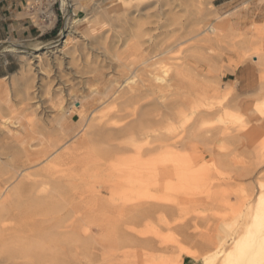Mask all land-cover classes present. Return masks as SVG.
Masks as SVG:
<instances>
[{"label":"rangeland","instance_id":"rangeland-1","mask_svg":"<svg viewBox=\"0 0 264 264\" xmlns=\"http://www.w3.org/2000/svg\"><path fill=\"white\" fill-rule=\"evenodd\" d=\"M64 4L65 0L63 9ZM68 6L64 18L59 17L61 26L66 15L69 19L63 33L64 43L58 42L61 30L49 41H7L28 49L2 44L18 60V69L0 78L2 120L7 119L10 128L20 130L21 123L33 119L39 131L37 136L46 131L55 142L60 140L62 132L55 127L54 119L66 111V121L69 127H74V132L66 137L64 146H68L81 134L82 130L75 132L83 125L97 122L91 111L102 105L101 101H92V92L100 94L111 80L119 79L115 52L131 38L146 41L145 45L151 40L165 42L161 45L172 50L162 68L183 63L185 55L183 67L186 66L187 77L162 102L155 100L157 105L150 102L151 98L144 99L148 103L141 100L133 108L128 106L131 107L128 110L118 104L123 111L118 121L129 120L128 126L151 123L152 133L163 132L160 142L167 134L181 136L188 146L171 151L190 154L195 163L191 170L179 167L162 170L159 184L148 187L138 197L126 191L125 180L118 170L97 168L92 177L83 180L78 175L64 178L59 183L61 189L56 190H60L59 194L53 190L52 200L48 198L56 202L52 206L56 209L57 205L56 211L50 208L52 213L50 209L49 215L46 213L49 231H57L54 235L65 240L62 241L66 243L62 244L64 260H78L76 264H264V0L239 2L237 27L233 22L237 17L220 12L214 0H86L83 6L78 0H71ZM78 7L83 9V14L73 18ZM210 22L217 25L219 36L203 41L197 33ZM50 42L57 43L48 45L37 59L33 50ZM247 63L253 69L248 76L250 85L244 86L237 68ZM162 68L158 75L167 78L169 71L164 74ZM180 88H187L186 92ZM77 101L82 104L79 106ZM105 104L108 106L109 102ZM175 105L174 111H181V116L167 114ZM81 110L85 113H80ZM1 127L2 152L12 143ZM185 127L192 136L187 135L189 131ZM139 138L143 143V136ZM96 139L95 153L103 158L109 147L105 140ZM79 196L93 203L95 216L91 223L80 222V235L72 241L67 222L73 217L71 205L80 202ZM219 240L225 246L209 258ZM236 241L231 256L226 259L224 249L227 251ZM69 262L65 263H72Z\"/></svg>","mask_w":264,"mask_h":264},{"label":"bare ground","instance_id":"bare-ground-1","mask_svg":"<svg viewBox=\"0 0 264 264\" xmlns=\"http://www.w3.org/2000/svg\"><path fill=\"white\" fill-rule=\"evenodd\" d=\"M65 3L71 5V0H65ZM65 11L66 10H64V14ZM68 21V15H66L61 29V38L58 42L61 41L64 43L63 33L65 31V24H68ZM218 32L219 30H217V25L210 22L204 27V29L199 30L197 34H200L202 36L203 41H207L210 38L212 39V36L213 38L218 37ZM174 39H171L172 42ZM148 41H150V39ZM183 41L184 40H182V42L180 41L179 43L182 44ZM6 42L7 41H5V43ZM7 43H10V45L12 46H17L19 49L26 48L20 44H14L12 42ZM55 43L57 42H50L34 49L33 51L35 52V57H37V59H40V56L42 53H44L45 48L48 45ZM145 43L146 41L144 42L140 39L131 38V40H127L123 44L120 50H117L115 52L113 56L116 61V69L119 73V79L114 80L113 78L114 81L110 79L111 82L105 86L104 91L100 94H98L97 92H92V101H101L100 105H102L100 108L94 107L91 111L92 118H96L97 122L88 124L87 127H85L86 125H83L78 132H75V134H78L82 130L81 134H79L76 140H74L70 145L64 146L67 140L66 137L69 138L70 133L74 132V127H69L70 125L68 121H66V111H62L54 119V123H56L55 127L57 126L58 130L62 132L63 137H60V140L57 141L55 139V142L50 140V137H48L45 133L46 131L42 132V136H37L39 131L36 130L37 126L35 127L36 123L35 121H33V119H28L27 122L25 121V123H21L20 130H16L10 128L6 123L7 119L2 120L3 116H0V125L2 126L1 128L5 129V134L9 141H11L10 143H12L8 149H6L5 151L1 149L2 152L0 151V264H66V260H71L72 263L69 262L71 264L77 263L78 260H69L67 258L68 255L66 257L67 259L64 260L65 256L63 258L62 250L64 249L63 247L66 243H62V241L65 240H62L63 236L61 238L59 236L58 238L54 235L57 232L56 230L58 229H55V233H51L49 231L50 227L49 225H47L46 221H49V218L46 219V213H48V210L50 208L52 209L54 207L53 203L55 202H50L52 200L51 192H53L54 190L53 193H55L57 187L59 188V183H62V181H64V178L74 177L78 175L79 178L83 180V178H85L86 176L92 177L97 168L118 170L119 172H121V175H123V178L125 180L124 184L127 187L126 191L138 197L146 192V189L148 187L151 186L155 188L159 184V178L162 170H165L166 168H168L169 170H173L175 167L183 168L186 170H191L194 168L192 167L194 161L192 162L190 154H178L174 151H171V148L188 146V142L183 141V139L181 140V136H168L167 134V137L165 136V138L164 136H162L165 140L160 142V134H162L163 132L160 134L152 133L154 130L151 131L150 129H152V127L149 128V125L151 123H146L148 124V126L146 124V126H143L142 124H131L128 126L126 123L129 120L126 123H120V121H118V118L121 116V108H123V106V110L130 105L131 107L134 105L136 106L137 104H139V102H141V100L144 101V99L146 98H151V100L149 99L150 102L157 105L158 101L155 100L158 99L161 101L163 98L166 99L168 96L173 94L175 85L178 86L179 84L183 83L185 77H187L185 73L186 70L184 69V67L186 68V66L183 67V65H186V63L184 62L187 60V58H184L185 55L182 57L183 59H186L185 61L180 59L181 61H183V63L171 64V61V65L167 66L169 68L163 69L162 67L167 64L166 62H168L165 61V59L167 58L166 55L170 53V50L172 49L166 48L167 45L162 46L161 44H163V42L159 44L158 41L156 42L151 40L148 45H145ZM163 45H165V42ZM166 60L169 59L167 58ZM180 60H178L177 62H181ZM160 68L163 69L164 74L165 72L169 71L167 78H163V75V77L158 75V71ZM187 83H190L192 85L193 82ZM183 88H185V86ZM190 88H192V86H190ZM186 89L181 90H183V92H186ZM189 91L194 92V90ZM194 96L198 97V95L195 93ZM182 100L183 102L186 101L183 98ZM143 101L142 103L149 102L147 100L144 102ZM193 101L194 99L191 102ZM105 102H109V105L107 106ZM175 102L174 104H176ZM77 103H79V106L82 104V102L78 101ZM118 104L119 106L121 104L123 106L121 105L120 108ZM180 105L181 107L183 106V108L185 107L182 104ZM175 106L176 107L171 108L172 110H168L167 114H174L175 116L176 113H179L180 115L181 111H178V109L177 111H174V109L177 108V105ZM167 107L168 109H170V104ZM129 108H127V110ZM183 108H181L182 111ZM154 111L155 109H153V111L151 112ZM157 111L160 112L159 110ZM95 112L96 115H94ZM80 113L85 112L81 110ZM146 114H148V111ZM183 114L184 116H187L186 113L182 112V115ZM144 118L146 119V115ZM141 119H143V116ZM185 119L188 118L185 117ZM196 124L198 123L196 122ZM196 124L195 126H197ZM154 125L152 124V126ZM156 127H158V125ZM75 129H77V126ZM156 129L157 128H155V130ZM186 130H188V128ZM203 131H206V129H204ZM187 135L192 136L191 130ZM58 136H60V134ZM140 136H143L142 139L144 140L143 143L145 145L139 141L141 140L139 138ZM98 137L99 139L105 140L109 147V150L105 149L104 152L106 153V156H104L103 158L97 157L95 149L93 147L94 140ZM206 138L207 137H205V140H207ZM2 140L3 139H1V141ZM35 141H37V143L39 144V148L35 147ZM156 141L160 143L157 145L158 142L156 143ZM6 142H8V140ZM153 142H155L156 144H152ZM7 144L8 143H6V145ZM111 146L112 149L110 150ZM162 148L164 149L160 150ZM164 152H166V155L163 154ZM2 156H5V158ZM99 160H101L102 162L99 163ZM197 163L196 166H198L199 164ZM59 189H61V187ZM59 191L60 190L56 192H58L59 194ZM49 197L51 198L50 201L48 199ZM92 204L93 203L87 201L85 197H80V202L78 201L77 203L75 202L71 205V216L73 217H69L70 220H68L69 218L67 219L68 226L70 227L69 231L71 233L69 234L72 235L71 240L73 239L74 241H76L79 237L81 232L79 225L81 221H88L89 223L93 221L95 216V208H93L94 205ZM58 206H60L59 203ZM51 209L50 212L52 213L53 209L55 208H53L52 211ZM54 221L58 220L55 219ZM59 223L60 222H58V224ZM50 225L54 226V224ZM64 225L66 226L67 224L65 223ZM56 226L55 228H58ZM87 227L85 229H89ZM59 228L62 229V227ZM85 229L82 233H85ZM64 231L62 232L67 234V232ZM70 235L67 236L69 237ZM67 236L65 235L64 237ZM237 243L238 241L234 242L233 246L227 251H225L224 249L226 259L231 256L233 248L237 245ZM62 244H64L63 247ZM71 245H74V243ZM224 246L225 245L223 244L222 240H219L216 243L215 252L209 258L215 257L219 252H221V249ZM68 253H70V251H68ZM70 257L71 256H69V258ZM75 259H77V257Z\"/></svg>","mask_w":264,"mask_h":264},{"label":"crops","instance_id":"crops-1","mask_svg":"<svg viewBox=\"0 0 264 264\" xmlns=\"http://www.w3.org/2000/svg\"><path fill=\"white\" fill-rule=\"evenodd\" d=\"M27 0H0V42L18 41L28 43L32 41H49L61 33V21L59 17L63 15L54 10L55 17L49 24H33L25 11L24 5ZM86 0H78L80 6H83ZM218 10L226 14H234L237 20H233L234 26H238V3L242 0H214ZM253 1V0H250ZM83 14V9L78 7L74 10L72 17ZM43 28V29H42ZM18 69V60L16 56L6 47L0 45V78L14 73ZM253 65L247 63L238 66V75L244 86L250 85L249 73ZM251 88H244L250 91Z\"/></svg>","mask_w":264,"mask_h":264},{"label":"built area","instance_id":"built-area-1","mask_svg":"<svg viewBox=\"0 0 264 264\" xmlns=\"http://www.w3.org/2000/svg\"><path fill=\"white\" fill-rule=\"evenodd\" d=\"M62 2L63 0H27L24 8L33 24L43 25L51 23L54 19V10L64 16V10L68 9L69 6L65 3L63 10Z\"/></svg>","mask_w":264,"mask_h":264},{"label":"water","instance_id":"water-1","mask_svg":"<svg viewBox=\"0 0 264 264\" xmlns=\"http://www.w3.org/2000/svg\"><path fill=\"white\" fill-rule=\"evenodd\" d=\"M2 44H8V45H10V43H5V41L4 42H0V45H2ZM25 49H28V48H25Z\"/></svg>","mask_w":264,"mask_h":264}]
</instances>
